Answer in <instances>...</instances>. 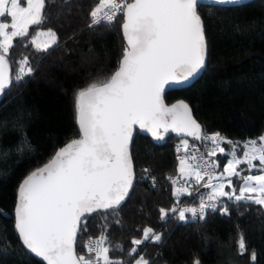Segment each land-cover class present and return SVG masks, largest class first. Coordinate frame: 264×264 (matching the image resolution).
<instances>
[{
	"label": "trees",
	"instance_id": "trees-1",
	"mask_svg": "<svg viewBox=\"0 0 264 264\" xmlns=\"http://www.w3.org/2000/svg\"><path fill=\"white\" fill-rule=\"evenodd\" d=\"M98 2L46 0L44 22L31 26L28 37L15 39L6 57L13 83L0 100V151L8 153L6 161L0 158V239L7 241L10 254L0 256V264H45L26 253L15 231L17 187L56 149L78 136L77 91L110 77L123 55L122 13L111 24L89 27V14ZM202 9L207 66L193 84L170 90L163 99L166 104L185 101L204 133L220 134L225 151L209 156L211 164L218 165L213 167L215 174L220 175L234 145L241 150L242 143L264 134V0L229 7L202 5ZM38 29H51L57 35L58 44L48 52L31 44ZM25 57L33 71L17 83L19 61ZM161 134L164 139L157 140L150 132L135 129L131 146L135 179L130 194L116 211L101 210L88 217L87 231L77 236V254H86L83 245L89 237L106 235L110 244L104 246H123L122 252H110L122 264H131L136 256L151 264H193L196 259L200 264L223 260L264 264L263 206L222 197L228 215L208 210L200 221L186 213L187 222H182L173 218L177 211L167 221L161 220L160 208H188L197 201V197L173 195L168 176L179 175V159L173 152L178 139L171 132ZM22 143L24 150L18 151ZM241 177L231 178L235 187ZM145 228L161 235L160 242H146L138 253L129 255L134 247L131 241L142 239ZM241 235L247 248L244 255L238 254L236 243ZM252 252L257 254L255 261Z\"/></svg>",
	"mask_w": 264,
	"mask_h": 264
},
{
	"label": "snow or ice",
	"instance_id": "snow-or-ice-1",
	"mask_svg": "<svg viewBox=\"0 0 264 264\" xmlns=\"http://www.w3.org/2000/svg\"><path fill=\"white\" fill-rule=\"evenodd\" d=\"M26 3V6H22ZM68 0H65V4ZM218 5H240L242 0H215ZM203 0H99L90 12L89 27L101 23L111 24L118 14H123V36L127 44L117 70L108 78L88 84L76 93V111L80 138L74 139L56 152L43 167L32 171L18 187L15 206V229L26 253L42 258L46 264H122L110 257V252H122L123 246H104L110 242L106 235L99 239L89 238L83 245L86 254H77L79 232L87 231L88 217L101 210L116 211L129 195L133 186V161L129 152L134 126L150 132L157 140L164 139L161 130L170 129L184 133L195 140L211 141L221 153L223 138L219 133L202 135L201 126L192 116L188 104L183 101L165 107L162 93L165 87H182L205 70L207 42L205 37ZM46 0H0V21L10 18V23L0 22V95L12 86L7 56L17 38L28 37L29 28L41 25ZM10 29V31H9ZM46 35L43 44L37 37ZM31 44L37 51L48 52L58 44L51 29L41 31ZM27 57L19 61L15 82H21L33 69ZM25 66L27 70L25 71ZM228 143H232L229 141ZM181 146L188 152V140ZM178 146L177 151L180 150ZM244 159H237L233 149L224 165L223 173L215 176L204 155L213 156L215 149L205 154L193 152L180 159L179 171L187 180L194 179L210 188L207 196H199V207L159 209L162 221L173 218L187 222L186 213L194 220L203 221L206 212L220 211L228 215V206L221 200L227 197L234 203L251 202L264 206V174L241 177L243 184L226 192L225 184H213V179L223 181L225 176L240 177L237 165L247 163L249 170L259 161L264 173V136L244 144ZM22 143L18 151H23ZM8 153L0 151V158L7 160ZM193 161L194 163H190ZM147 172V169H145ZM203 173V174H202ZM171 180L172 178L169 177ZM254 182V183H253ZM155 183L153 178V184ZM176 184L175 180H172ZM232 181H228L231 186ZM193 196L188 188H174L173 195ZM255 194V195H252ZM161 235L151 228L143 229V239L131 241L134 247L129 255L138 253L146 242L159 243ZM238 254L247 252L243 235L236 242ZM9 244L0 239V256L9 255ZM256 253L250 258L256 260ZM135 264H151L143 256ZM193 264H200L198 259Z\"/></svg>",
	"mask_w": 264,
	"mask_h": 264
},
{
	"label": "built area",
	"instance_id": "built-area-1",
	"mask_svg": "<svg viewBox=\"0 0 264 264\" xmlns=\"http://www.w3.org/2000/svg\"><path fill=\"white\" fill-rule=\"evenodd\" d=\"M201 134L202 135H205V134L211 135V133H204L203 131H202ZM182 140H183V138L178 139L174 143V146H173V152H174V155H175V157L177 159L184 158L186 155H191L193 152H196V154L199 156V155L205 154L208 151H211L213 149H215V152H217L219 150L218 148H216L215 145L212 144L211 141H208V140L191 141V140L187 139L188 140V144H189V148H188V152L186 153L184 148L181 146V141ZM178 146H181L179 151H177ZM204 161H207L210 165H212L211 162L209 161V156L204 155ZM192 163H194V162L192 161ZM209 171L213 172V174L215 176H218V175L215 174V171H214L213 167H210ZM238 172H240V171H238ZM241 176H243L242 172H240V177ZM169 177H171L172 179L170 180ZM233 177H237V176H232L231 178H233ZM172 180H175L176 184H173ZM168 181L170 182V184L172 186V191H173L174 188L186 187V188L189 189V191H191L193 193L192 197H197L196 205L192 206V207H197V208L199 207L200 200H199L198 197L201 196V195H203L204 199L207 200V196H208L209 193H207L206 191H201L202 193L200 192V194H198L199 191L202 188H204L203 185L207 183V181H208V177L207 176H205L204 180H202L199 185L195 183L194 179L187 180L184 177H180V175H169L168 176ZM217 181L218 180L213 179L212 182L215 183ZM185 195H186L185 197L188 196L187 194H185ZM181 205H182V203L179 206H181ZM189 214L191 216V213H189ZM89 238H88V240H89ZM91 238L92 239H99L100 237L91 236ZM88 240H87V242H88ZM101 264H102V262H101Z\"/></svg>",
	"mask_w": 264,
	"mask_h": 264
},
{
	"label": "rangeland",
	"instance_id": "rangeland-1",
	"mask_svg": "<svg viewBox=\"0 0 264 264\" xmlns=\"http://www.w3.org/2000/svg\"><path fill=\"white\" fill-rule=\"evenodd\" d=\"M22 6H26V3H22ZM0 22L10 23V18L4 19L3 21H0ZM9 31H10V29H9ZM41 31L47 32V29H38V30L36 31V33L34 34L33 37H37V33H38V32H41ZM33 37H32V38H33ZM32 38H31V40H32ZM47 39H48V37H47L46 35H41V36H38V37H37V42L43 44V42L46 41ZM262 136H264V134H263ZM260 137H261V136H260ZM260 137H259V138H260ZM183 139H185V138H183ZM186 140H187V139H186ZM258 140H259V139H258ZM258 140H257V141H258ZM248 141H250V140H248ZM248 141H245L244 143H242V148H241V150L237 148V145H234V146H233V147L227 152L228 155H227L226 160H225V162H224V164H223V168H224V165L227 164V162H228L229 159H233V156L231 155L233 149H234L235 152H236V157H235V158H237V159H244L243 153H244V151L247 150V149L244 148V144H245L246 142H248ZM239 150H240V152L238 153ZM189 162L192 163V161H189ZM253 165H255V167H253L251 170H249L247 163L239 164V165H237L236 167H237V171H240V172L243 173V176H246V175H254V174H264V173H262V172L260 171V165H259V161H258V160H257V161H253ZM179 168H180V160L178 161V171H179ZM253 169H256V170L254 171ZM222 173H223V171H222L221 173L219 172V174H222ZM179 175H180V177H184V176H182V174L180 173V171H179ZM224 176H225V179H224L223 183H224L226 186H228V189H227L228 192H232V190L235 189V190H236V194H239V188H240V186L243 184V180L241 179V181H240V183L238 184V186L235 187V184H234V182L232 181L231 177L227 176V174H224ZM184 178H185V177H184ZM229 180L232 181L231 186L228 185V181H229ZM217 182H219V181H217ZM220 182H221V181H220ZM253 183H254V182H253ZM252 195H255V194H252ZM263 207H264V206H263ZM142 239H143V238H142ZM139 257H140V256H136L135 258L138 259ZM131 264H135V259H133V261L131 262ZM218 264H232V263H231L230 261L227 262V261L223 260V261H221V262L218 263Z\"/></svg>",
	"mask_w": 264,
	"mask_h": 264
},
{
	"label": "water",
	"instance_id": "water-1",
	"mask_svg": "<svg viewBox=\"0 0 264 264\" xmlns=\"http://www.w3.org/2000/svg\"><path fill=\"white\" fill-rule=\"evenodd\" d=\"M249 1H251V0H242V3L241 4H244V3H247V2H249ZM128 2H132V0H129ZM240 4V5H241ZM202 5H214V6H223V7H229V6H238V5H218V4H216L215 3V0H203V4ZM122 24H123V21H122ZM122 31H123V29H122ZM123 38H124V36H123ZM124 42H125V45L127 44V42H126V40L124 39ZM122 59V57L120 58V60ZM120 60H119V62H120ZM9 64V63H8ZM118 66H119V63H118ZM118 66H117V68H118ZM117 68H116V70H117ZM115 70V71H116ZM114 71V72H115ZM204 71V70H203ZM203 71L199 74V76H197L195 79H193V80H191V81H189V83H187V84H184L182 87H179V88H176V87H165V91L162 93V100H163V103H164V105H165V107H171L172 105H174V104H177L178 102H181V101H183V100H177V101H174V102H172V103H170V104H166L165 102H164V99H163V96H164V94L166 93V92H168V91H170V90H175V89H181V88H184V87H187V86H189V85H191V84H193L200 76H201V74L203 73ZM9 72L11 73V70H10V65H9ZM113 72V73H114ZM112 73V74H113ZM111 74V75H112ZM2 96L3 95H0V100H1V98H2ZM184 103H186L185 101H183ZM187 104V103H186ZM190 107V106H189ZM190 109H191V107H190ZM191 112H192V110H191ZM192 116H193V114H192ZM193 118H194V116H193ZM195 119V118H194ZM196 120V119H195ZM196 122H197V120H196ZM76 123H77V128H78V136L76 137V138H73V139H71V140H69L68 142H66L65 144H63L61 147H59L58 149H56V151L53 153V155L50 157V159L49 160H47L45 163H43L42 165H40V166H38V167H36L35 169H33L32 171H34V170H36V169H38V168H41V167H43L45 164H47L54 156H55V154H56V152H58L61 148H63V147H65L68 143H70L72 140H74V139H79L80 138V130H79V124H78V121H77V112H76ZM198 123V122H197ZM199 124V123H198ZM200 125V124H199ZM201 126V125H200ZM135 129H139V126L137 125V126H134V128H133V135H132V140H131V142H130V144H129V152H130V155H131V146H132V141H133V138H134V134H135ZM201 130H202V127H201ZM162 132H163V130H161ZM203 131V130H202ZM168 132H171L172 133V135H173V137L175 138V139H180V138H185V139H188V140H190L191 138H193L192 136H187L186 134H184V133H180V134H178V133H176V132H173V131H171V129L168 131ZM202 133V132H201ZM197 141H199V140H197ZM133 170H134V166H133ZM31 171V172H32ZM31 172H29L21 181H20V183L18 184V187H19V185L22 183V181L31 173ZM134 179H135V175H134ZM133 184H134V181H133ZM18 187H17V194H16V201H15V205H14V209H13V214H14V228H15V206H16V203H17V200H18ZM133 187V186H132ZM132 189V188H131ZM131 189L129 190V194H130V191H131ZM129 196V195H128ZM126 199H127V197H126ZM125 199V200H126ZM124 200V201H125ZM124 201H122V203H124ZM122 203H121V205H122ZM120 205V206H121ZM15 231H16V229H15ZM18 234V233H17ZM34 256V255H33ZM38 258V257H37ZM38 259H40L41 261H43L42 260V258H38ZM45 264H46V262L45 261H43Z\"/></svg>",
	"mask_w": 264,
	"mask_h": 264
},
{
	"label": "crops",
	"instance_id": "crops-1",
	"mask_svg": "<svg viewBox=\"0 0 264 264\" xmlns=\"http://www.w3.org/2000/svg\"><path fill=\"white\" fill-rule=\"evenodd\" d=\"M225 179V178H224ZM224 181V180H223ZM223 181H221V182H223ZM220 182V181H219ZM219 182H215V183H213V184H216V183H219ZM226 186V185H225ZM202 191H206L207 193H210L211 192V189L210 188H202L201 189ZM225 190V189H224ZM226 191V190H225ZM227 192V191H226Z\"/></svg>",
	"mask_w": 264,
	"mask_h": 264
}]
</instances>
